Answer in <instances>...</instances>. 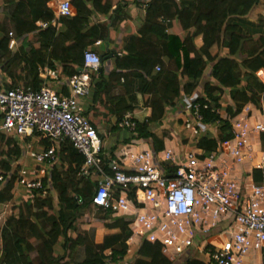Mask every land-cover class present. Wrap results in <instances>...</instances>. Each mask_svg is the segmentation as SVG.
Wrapping results in <instances>:
<instances>
[{"label":"trees","instance_id":"16d2710c","mask_svg":"<svg viewBox=\"0 0 264 264\" xmlns=\"http://www.w3.org/2000/svg\"><path fill=\"white\" fill-rule=\"evenodd\" d=\"M50 1L0 0V12L6 8L7 17V24L0 21V71L8 79L0 86L37 91L46 69L58 68L59 75L69 78L82 70L84 52L101 42V51H93L99 55L101 65L112 61V71L104 75L100 67L91 75L84 110L101 141L99 122L91 117L106 112L119 120L134 111L138 94L149 108V115L145 122H135L134 132H128L129 138L122 145L141 140L153 153L163 151L162 139L150 128L160 126L179 101L193 96L210 64L212 82L203 86V96L193 100L191 106H199L201 126H215V131L213 136L199 137L195 149L204 155L214 153L233 138L230 121L244 106L251 104L261 110L264 39L252 40L237 25L259 0H141L139 3L145 7L141 26L134 35L124 38L116 53L106 47L115 39V28L126 20L123 11L137 0H118L114 5L112 0H70L73 16L58 18L48 8ZM104 19L111 25L99 23ZM93 20L97 23L92 24ZM38 23H46L47 27L39 29ZM12 38L17 43L13 52L8 49ZM197 39L201 40L200 48L195 46ZM213 47L224 50L225 57L211 56ZM114 89L121 94L112 96ZM224 91H228L227 96ZM219 110L224 118L216 113ZM48 145L46 140L40 143L43 148ZM21 153V144L0 134V176L5 180L0 187V206L14 200ZM82 163V157L70 145L60 147L57 162L49 166L42 180L45 195L43 191H25L28 197L15 205L14 215L6 220L0 235V264H74L78 247L84 250L80 264H103L107 253L114 261L126 255V242L131 236L127 222L91 204L97 183L77 176ZM253 176L259 183L260 172L253 171ZM89 209L100 216L89 223L91 231L87 233L78 229V222ZM96 230L103 233L100 243L93 239ZM139 247L134 264L174 263L157 244L142 242ZM184 264L203 263L188 259Z\"/></svg>","mask_w":264,"mask_h":264},{"label":"built area","instance_id":"2783aa9c","mask_svg":"<svg viewBox=\"0 0 264 264\" xmlns=\"http://www.w3.org/2000/svg\"><path fill=\"white\" fill-rule=\"evenodd\" d=\"M73 13L69 0L60 1L54 12L57 18L71 17ZM36 26L45 29L47 24ZM99 46L101 42L94 44ZM16 47L12 38L8 49L13 52ZM100 67L99 55L86 50L82 70L64 81L58 78L56 68L41 73L43 82L37 91L20 87L6 90L0 86V134L21 144L19 164L27 159L35 167L28 170L20 165L16 188L43 191L45 195L42 180L49 166L57 162L60 147L70 145L83 159L77 176L97 183L91 204L127 222L131 233L127 247L140 246L142 242L157 244L174 260L185 255L189 259L205 256L207 264H244L250 254L261 253L264 151L255 167L262 176L261 183L250 182L242 189L233 172L249 158L251 134L264 135V123H250L245 117L232 119L233 138L205 156L192 152L180 155L169 149L159 153L150 148L132 151L138 143H144L140 140L124 147L115 159L107 160L103 142L84 116L83 106L90 95L91 75ZM50 81L61 83L66 94L52 89ZM201 123L199 106L192 105L184 127L197 136ZM116 126L133 133L136 125L124 114ZM23 140H32L37 146L46 140L49 145L33 150ZM4 182L0 176V187ZM117 261L107 253L103 264ZM260 264H264V258Z\"/></svg>","mask_w":264,"mask_h":264},{"label":"crops","instance_id":"0c3cea01","mask_svg":"<svg viewBox=\"0 0 264 264\" xmlns=\"http://www.w3.org/2000/svg\"><path fill=\"white\" fill-rule=\"evenodd\" d=\"M62 0H51L48 3V8L55 12L57 4ZM70 1V0H69ZM118 0H112L113 5ZM141 0H137L135 4L128 6L127 9L123 11V17L126 19L122 24L117 26L116 35L113 42H109L107 49L113 53L119 52L120 48L122 47L123 40L127 36L134 35L137 29L141 26L143 17H144V10L145 7L142 5ZM143 2V1H142ZM94 21V20H93ZM97 22H93L95 24ZM101 24H109L111 25V21L108 20H99ZM237 25L241 28L242 32L247 35V37L251 38L252 40H257L258 38L264 39V0H259V4L251 11L249 16L244 20L237 22ZM103 45V44H102ZM105 45V44H104ZM196 48L201 47V40H195ZM99 47H94L93 50L99 52ZM211 56L218 55L219 57H225L226 52L224 50H218L217 48L213 47L210 50ZM112 61L108 60L105 63H102L101 67L103 70L104 75H108L112 71ZM212 64L208 65L202 80L199 83V86L194 91L193 96L189 99H183L179 101L175 108L168 112L162 121L160 126H152L150 129L163 141L164 149H169L173 151L175 154L179 153L180 155L192 152V153H202L201 150L194 148L195 141L204 135H212L215 131V126H201V129L197 136L193 134L189 136L188 139L181 137L175 132L176 126H184V123L187 119H190L191 114V103L193 100L201 98L203 96V86L207 83H211L210 73H211ZM261 72V71H260ZM264 73V72H263ZM52 83V81H50ZM51 88L53 89V84H51ZM56 91H60L65 94V90L62 89L60 86H55ZM121 94V91L118 89H114L112 92V96H118ZM228 91H224V95L227 96ZM225 98V97H224ZM86 100L83 103L84 110ZM134 111L132 113H127L130 118L137 123H143L146 121L149 115V108L144 104L143 98L140 95L135 96V102L133 104ZM224 107V105H223ZM220 116L222 118L225 117L223 111L219 110ZM248 118L250 123H264V102L261 104V110H257L253 105L248 104L244 106L241 113L236 116L235 118ZM94 119L95 122H99L98 128L103 135L104 147H103V155L104 157L109 159H115L121 150L130 145L133 141H140V140H133L128 142L129 144L122 145V143L129 138L128 131H121V130H112L114 125L119 121L117 115H108L106 112L98 113L97 116L94 115L91 117ZM120 119V118H119ZM180 122V123H179ZM181 140L183 142H181ZM187 141V143H186ZM190 146V147H189ZM37 147V145H36ZM189 147L190 150H187ZM145 148H150L145 143H138L137 146L132 148V151L138 152ZM36 150H40V148H36ZM250 154L249 158L246 159L242 164L238 165L234 172L233 176L234 179L238 182L242 189L246 187L250 182L254 181L253 171L256 170V165L260 162V158L264 151V135L258 134H251L250 136ZM204 155V154H203ZM205 156V155H204ZM259 175V174H257ZM263 181L262 176L260 174V182ZM257 183V184H259ZM18 205V204H16ZM7 205L0 206V235L1 230L4 227V224L8 218L13 216L12 210L4 213L1 211L6 208ZM125 221V220H124ZM78 229L82 232L90 233L91 228L89 227V221H86L85 218H81L78 222ZM103 233L101 230H96L93 232V239L95 243H100L102 239ZM139 245H132L131 247H127L126 255L119 259L115 264H134L136 261V253L139 249ZM1 237H0V260H1ZM57 252H60L59 248ZM191 253V252H190ZM190 253L188 256H190ZM264 250L261 253L255 252L249 255L244 261V264H260L261 259L263 257ZM193 256V253H191ZM203 258V260L200 259ZM189 258L185 255L178 259L174 260L173 264H184ZM191 259H195L203 264H207V259L205 256H195ZM74 264H80L84 260V250L83 247H78L74 252ZM190 260V259H189Z\"/></svg>","mask_w":264,"mask_h":264},{"label":"rangeland","instance_id":"374dc122","mask_svg":"<svg viewBox=\"0 0 264 264\" xmlns=\"http://www.w3.org/2000/svg\"><path fill=\"white\" fill-rule=\"evenodd\" d=\"M1 5V4H0ZM1 11V9H0ZM7 17H6V8H4L2 10V12H0V21H3L4 24H7V21H6ZM102 47L100 46L99 50L101 51ZM58 78L61 80V81H64V77H62L61 75H59V71H58ZM8 82V79H7V76H5V74L3 72L0 71V85L4 84V83H7ZM53 84V89L55 90V86L57 85L58 86H61V83H54L52 82ZM21 86V85H19ZM175 132H177V134L181 137V139L183 137H185L186 139L189 138V136L192 135V130H187L185 129L184 126H176L175 128ZM103 142V147H104V141ZM181 142H183L181 140ZM27 143H30L32 145V148L33 150H36V148H40L41 146H37L36 147V144L34 143V141H28ZM187 143V141H186ZM190 147V146H189ZM189 147H187V150H190ZM74 151V150H73ZM21 167H24L25 169H28V170H31V169H34V165L32 162L28 161L27 159H25L24 161L21 162ZM161 168H162V165L160 164ZM28 194L25 193V190L21 189V188H17L16 191H15V194H14V200L7 205L6 208H4L3 210H1L3 213L4 211L9 212V211H13L14 207L16 204H19L20 203V200L21 199H25L27 198ZM83 213V212H82ZM100 215H98V212L95 211V210H92V209H89V210H85L84 214H82V218H85L86 221H89L92 222V221H96L98 218H99ZM264 258V253H263V257ZM201 260H203L202 257H200Z\"/></svg>","mask_w":264,"mask_h":264},{"label":"water","instance_id":"95a60500","mask_svg":"<svg viewBox=\"0 0 264 264\" xmlns=\"http://www.w3.org/2000/svg\"><path fill=\"white\" fill-rule=\"evenodd\" d=\"M106 50H107V47H106ZM108 58H111V55ZM78 71L80 72L81 70H78ZM165 166L167 167L168 164H165Z\"/></svg>","mask_w":264,"mask_h":264}]
</instances>
